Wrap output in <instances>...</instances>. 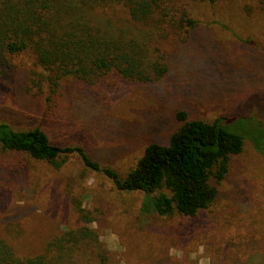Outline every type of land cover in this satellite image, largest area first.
Returning <instances> with one entry per match:
<instances>
[{
  "label": "rangeland",
  "instance_id": "obj_1",
  "mask_svg": "<svg viewBox=\"0 0 264 264\" xmlns=\"http://www.w3.org/2000/svg\"><path fill=\"white\" fill-rule=\"evenodd\" d=\"M226 1L240 17L223 19L226 4L218 12L197 5L200 24L172 41L167 71L150 83L111 75L92 85L68 81L47 103L45 93L29 89L30 58L21 55L26 66L0 84V122L40 126L52 142L80 145L120 176L147 144L168 141L177 110L264 129V17L245 14L248 0ZM62 157L55 168L23 154L0 156V217L21 227L14 243L22 251L77 226L79 204L95 218L105 264H264V153L248 138L230 159L214 205L196 218L143 211L144 193L117 190L77 154Z\"/></svg>",
  "mask_w": 264,
  "mask_h": 264
},
{
  "label": "trees",
  "instance_id": "obj_2",
  "mask_svg": "<svg viewBox=\"0 0 264 264\" xmlns=\"http://www.w3.org/2000/svg\"><path fill=\"white\" fill-rule=\"evenodd\" d=\"M249 1L243 7L245 14L264 17V0ZM226 2L0 0V84L26 66L21 55L30 58L29 89L45 93L47 103L68 81L92 85L110 75L141 83L159 80L167 71L172 41L185 39L200 24L196 6L217 7L218 12ZM226 5L219 13L223 19L240 17ZM175 117L179 126L168 141L147 144L124 176L101 165L80 145L52 142L40 126L16 129L0 122V156L23 154L59 168L62 156L77 154L117 190L144 193L143 211L196 218L214 205L230 159L242 151L245 138L264 153V129L253 121L231 127L220 118L191 119L183 110H177ZM16 168L21 166H8ZM76 209L79 224L51 234L34 251L19 249L14 240L21 227L4 224L0 217V264H105L107 251L91 227L94 216L79 204Z\"/></svg>",
  "mask_w": 264,
  "mask_h": 264
}]
</instances>
